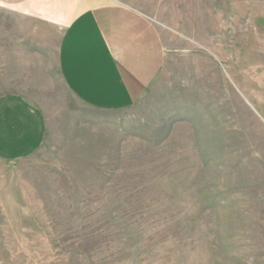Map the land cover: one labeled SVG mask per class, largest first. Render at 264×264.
Segmentation results:
<instances>
[{
  "label": "rangeland",
  "instance_id": "rangeland-1",
  "mask_svg": "<svg viewBox=\"0 0 264 264\" xmlns=\"http://www.w3.org/2000/svg\"><path fill=\"white\" fill-rule=\"evenodd\" d=\"M105 1L151 26L132 104L72 96L50 29L46 57L0 64V98L45 121L0 152V264H264V0Z\"/></svg>",
  "mask_w": 264,
  "mask_h": 264
},
{
  "label": "crops",
  "instance_id": "crops-1",
  "mask_svg": "<svg viewBox=\"0 0 264 264\" xmlns=\"http://www.w3.org/2000/svg\"><path fill=\"white\" fill-rule=\"evenodd\" d=\"M4 15L13 21L0 23V64L19 63L9 59L29 54L46 57L50 29L57 35L54 58L61 80L72 96L88 105L101 109L130 105L151 78L152 69L143 68L135 56V27L151 26L124 7L104 0H0V16ZM16 19L32 25L15 24ZM151 56L145 62L148 66ZM44 132L42 113L31 101L0 98V152L29 153Z\"/></svg>",
  "mask_w": 264,
  "mask_h": 264
}]
</instances>
